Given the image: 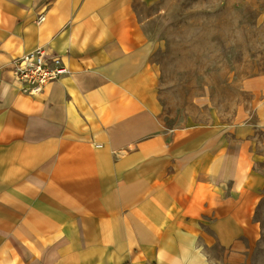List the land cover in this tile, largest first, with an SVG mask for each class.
<instances>
[{"label":"crops","instance_id":"crops-1","mask_svg":"<svg viewBox=\"0 0 264 264\" xmlns=\"http://www.w3.org/2000/svg\"><path fill=\"white\" fill-rule=\"evenodd\" d=\"M133 2L0 0V264H244L260 240L264 95L228 133L166 127ZM36 49L69 72L30 96Z\"/></svg>","mask_w":264,"mask_h":264},{"label":"rangeland","instance_id":"rangeland-1","mask_svg":"<svg viewBox=\"0 0 264 264\" xmlns=\"http://www.w3.org/2000/svg\"><path fill=\"white\" fill-rule=\"evenodd\" d=\"M158 76L160 118L168 128L209 126L228 133L255 120L264 95V0H134ZM254 169L264 174V133ZM261 235L244 264H264Z\"/></svg>","mask_w":264,"mask_h":264},{"label":"built area","instance_id":"built-area-1","mask_svg":"<svg viewBox=\"0 0 264 264\" xmlns=\"http://www.w3.org/2000/svg\"><path fill=\"white\" fill-rule=\"evenodd\" d=\"M44 20L45 16L41 15L38 22ZM12 71L21 85V91L30 96L41 95L51 82L69 72L60 56H50L44 49H36L16 58Z\"/></svg>","mask_w":264,"mask_h":264}]
</instances>
